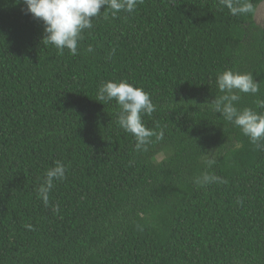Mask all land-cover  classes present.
Listing matches in <instances>:
<instances>
[{"label":"trees","instance_id":"obj_1","mask_svg":"<svg viewBox=\"0 0 264 264\" xmlns=\"http://www.w3.org/2000/svg\"><path fill=\"white\" fill-rule=\"evenodd\" d=\"M262 4L102 7L72 55L23 0H0V264H264V148L208 104L233 70L260 84L237 107L264 112ZM108 81L155 105L139 148L116 101H98ZM56 161L65 179L46 206L38 189ZM203 173L224 182L195 184Z\"/></svg>","mask_w":264,"mask_h":264},{"label":"clouds","instance_id":"obj_2","mask_svg":"<svg viewBox=\"0 0 264 264\" xmlns=\"http://www.w3.org/2000/svg\"><path fill=\"white\" fill-rule=\"evenodd\" d=\"M140 2L142 0H23L26 13L42 21L44 40L61 52L64 49L69 50L72 55L77 54L83 31L93 27L92 20L102 13V7L110 9L111 14L115 16L121 11L132 13ZM250 10V6L232 9L234 14ZM88 51L91 52L92 48L89 47ZM217 86L221 94L208 103L213 111L238 127L253 144L264 148V145L258 144L264 141V112L237 107L240 94L255 95L260 90V84L250 73L225 70L218 74ZM97 95L99 102L116 101L120 108L118 123L123 130L134 135L138 148L148 142L153 132L144 125L142 115H151L155 111V105L147 92L126 81H108L100 86ZM257 104L264 109V100L257 101ZM214 163L212 158L205 160L209 168ZM65 173L66 166L61 161H56L54 166L45 172L38 195L46 206L49 203V193L56 182L65 179ZM193 182L204 186L224 181L216 175L203 173L195 177Z\"/></svg>","mask_w":264,"mask_h":264},{"label":"rangeland","instance_id":"obj_3","mask_svg":"<svg viewBox=\"0 0 264 264\" xmlns=\"http://www.w3.org/2000/svg\"><path fill=\"white\" fill-rule=\"evenodd\" d=\"M255 21L258 25L264 26V4H262L256 11Z\"/></svg>","mask_w":264,"mask_h":264}]
</instances>
